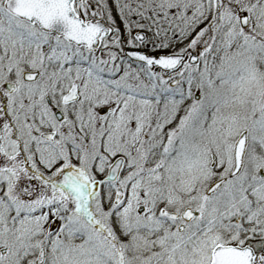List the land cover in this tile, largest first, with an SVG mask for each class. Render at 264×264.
Listing matches in <instances>:
<instances>
[{
	"label": "snow or ice",
	"instance_id": "obj_1",
	"mask_svg": "<svg viewBox=\"0 0 264 264\" xmlns=\"http://www.w3.org/2000/svg\"><path fill=\"white\" fill-rule=\"evenodd\" d=\"M0 264H264V0H0Z\"/></svg>",
	"mask_w": 264,
	"mask_h": 264
}]
</instances>
